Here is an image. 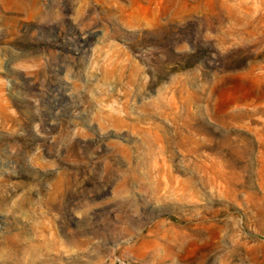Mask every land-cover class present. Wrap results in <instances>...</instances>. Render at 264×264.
Masks as SVG:
<instances>
[{
    "label": "rangeland",
    "instance_id": "rangeland-1",
    "mask_svg": "<svg viewBox=\"0 0 264 264\" xmlns=\"http://www.w3.org/2000/svg\"><path fill=\"white\" fill-rule=\"evenodd\" d=\"M0 264H264V0H0Z\"/></svg>",
    "mask_w": 264,
    "mask_h": 264
},
{
    "label": "bare ground",
    "instance_id": "bare-ground-1",
    "mask_svg": "<svg viewBox=\"0 0 264 264\" xmlns=\"http://www.w3.org/2000/svg\"><path fill=\"white\" fill-rule=\"evenodd\" d=\"M85 38V37H84Z\"/></svg>",
    "mask_w": 264,
    "mask_h": 264
}]
</instances>
